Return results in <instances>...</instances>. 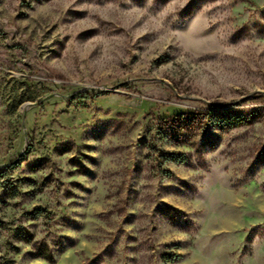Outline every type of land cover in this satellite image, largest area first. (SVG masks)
Returning a JSON list of instances; mask_svg holds the SVG:
<instances>
[{
    "label": "rangeland",
    "instance_id": "1",
    "mask_svg": "<svg viewBox=\"0 0 264 264\" xmlns=\"http://www.w3.org/2000/svg\"><path fill=\"white\" fill-rule=\"evenodd\" d=\"M0 264H264V0H0Z\"/></svg>",
    "mask_w": 264,
    "mask_h": 264
},
{
    "label": "trees",
    "instance_id": "2",
    "mask_svg": "<svg viewBox=\"0 0 264 264\" xmlns=\"http://www.w3.org/2000/svg\"><path fill=\"white\" fill-rule=\"evenodd\" d=\"M239 123H240V120H239ZM165 259H166V261H168V262L171 261V260H170V257H165Z\"/></svg>",
    "mask_w": 264,
    "mask_h": 264
}]
</instances>
